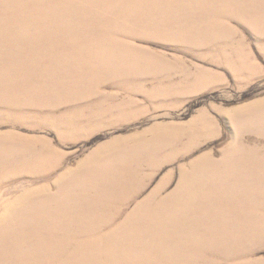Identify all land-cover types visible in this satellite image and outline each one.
I'll list each match as a JSON object with an SVG mask.
<instances>
[{"label":"rangeland","instance_id":"374dc122","mask_svg":"<svg viewBox=\"0 0 264 264\" xmlns=\"http://www.w3.org/2000/svg\"><path fill=\"white\" fill-rule=\"evenodd\" d=\"M11 208L0 264H264V0H0Z\"/></svg>","mask_w":264,"mask_h":264},{"label":"bare ground","instance_id":"6f19581e","mask_svg":"<svg viewBox=\"0 0 264 264\" xmlns=\"http://www.w3.org/2000/svg\"><path fill=\"white\" fill-rule=\"evenodd\" d=\"M28 200L27 202H29L28 204H41L44 208H48L49 207V203L48 200H46L45 196H44V188H41V191H30L29 193H26L25 196L20 200ZM23 208V207H22ZM16 209V208H15ZM19 209H16V211ZM11 213H13V209H8L5 212V216L4 218L0 221L1 222H8V221H12L11 220ZM18 227L20 229H22L23 231L29 230V231H33L36 229L35 226H32L30 223H25L23 221H18L16 224L11 225V224H3L1 231L2 234L0 233V238L6 237L7 236V229L9 227ZM10 255H8V258L4 259L3 261H7L9 259ZM13 264V263H10ZM29 264H37L36 262H34L33 260L30 261Z\"/></svg>","mask_w":264,"mask_h":264}]
</instances>
